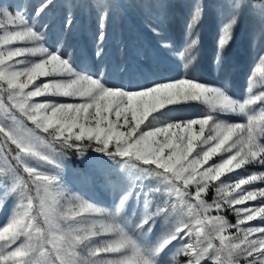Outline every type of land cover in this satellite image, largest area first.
Segmentation results:
<instances>
[{
    "label": "snow or ice",
    "instance_id": "6c2138e0",
    "mask_svg": "<svg viewBox=\"0 0 264 264\" xmlns=\"http://www.w3.org/2000/svg\"><path fill=\"white\" fill-rule=\"evenodd\" d=\"M52 4L53 0H45L36 9V16L46 13ZM242 6L259 8L264 14V3L231 5L234 9ZM11 7L0 4V81L7 85V88L0 87V197H10L15 203L8 223L0 227V264H162L158 257L173 241L181 242L176 246V255L188 257L186 264H201L204 259L212 260V264H239L241 259L246 264H264V223L241 227L257 218L264 221V206L235 207L264 198V188L242 187L264 182V172L248 175L240 172L247 165L264 167L261 140L264 116L258 118L250 110L257 102L264 103V92L253 94V80L250 79L249 96L243 101L220 87L189 78L156 83L141 90L115 88L99 77L77 71L70 54L64 55L58 48L52 50L45 45L43 29L47 25L37 29L24 13L19 9L13 13ZM105 17L106 13L101 21ZM201 19L202 8L197 4L189 27L195 29ZM236 23L237 17L232 16L222 24L218 59L229 44ZM73 25V19L66 18L64 27L70 29ZM104 36L101 30L98 39L103 41ZM18 41L32 46L7 47ZM196 43L193 39L184 53H191ZM162 47L168 45L162 42ZM102 51L98 50L97 56ZM260 60L264 64V56ZM48 77L62 79L36 83ZM30 86L31 90H27ZM42 96L73 98L80 102L34 99ZM187 102L204 103L209 112L188 120L173 119L174 107ZM216 113L243 115L247 122L221 120ZM25 121L35 127H26ZM38 132L48 133L69 149L82 150L95 141L96 152L107 155L120 168H131L136 173L133 185L121 195L114 212L80 197L69 198L66 207L61 205L64 196L59 192V177L29 163L37 160L59 167L57 157L61 153ZM82 141L88 144L81 145ZM9 145L15 146V153ZM110 146L113 151H109ZM215 156L221 159L210 163ZM11 160L23 167L28 180L17 172ZM140 164L155 168L140 167ZM234 172L235 177L230 175ZM142 177H154L169 197H175L172 210L186 209L188 215L154 245L138 240L134 232L136 229L142 230V235L151 232L154 217L167 215V202L154 213L143 215L135 224L126 218L117 219L131 196L144 195L142 187L135 185V180ZM29 181L35 196L31 195ZM210 185L216 192L212 203L202 198ZM133 186L140 190L134 193ZM190 187H194V194L188 191ZM225 205L237 213L235 225L222 215H207L210 210L223 211ZM144 207H148L147 200ZM232 228L242 236L224 234ZM193 235L195 242L191 239ZM101 236L111 238L95 241L94 238ZM186 239L188 242L183 243ZM214 240H219V246ZM82 246L87 256H81Z\"/></svg>",
    "mask_w": 264,
    "mask_h": 264
},
{
    "label": "rangeland",
    "instance_id": "374dc122",
    "mask_svg": "<svg viewBox=\"0 0 264 264\" xmlns=\"http://www.w3.org/2000/svg\"><path fill=\"white\" fill-rule=\"evenodd\" d=\"M44 2L45 0H0V4L12 5L10 10L13 13L17 9L24 13L35 28L41 29L43 25H47L43 29L46 36L44 43L47 47L52 50L58 48L64 55L70 54V59L77 71L99 77L109 86L141 90L156 83L189 78L208 86L220 87L233 98L243 101L249 96L248 89L250 79H252L253 94L264 92V76L261 75L264 72V64L260 60L264 56V46L256 49L257 45H255L258 41L256 29L260 26L264 28V14L259 8L251 6H242L240 9L231 7L236 3L242 5L258 3L250 0H53L52 6L46 10V13L37 17L36 9ZM197 4L202 8V18L206 10L209 11L206 19L213 21L210 38H212L215 48L207 45L195 68L189 72L182 62L183 55L181 53L193 39H196L189 25L194 6ZM105 13L106 17L101 21V16ZM69 16L73 19L74 25L67 29L64 27V21ZM232 16L237 17V23L233 28L229 44L219 53L218 59V39L221 35L222 24ZM101 30L105 33L103 41L98 39ZM246 32L249 34L248 41L244 40ZM0 35H2V31H0ZM162 42L166 43L168 47H162ZM24 46L32 45L29 42L18 41L7 47ZM245 46H249L250 52H247ZM100 49L103 51L97 56L96 53ZM206 58H209L212 63V68L207 74L205 73ZM238 58L242 60L240 68L236 63ZM25 59L38 60L39 58L26 57ZM168 59H171L172 62ZM52 79H62V77L40 78L36 83L41 84L45 80ZM2 85L7 88L6 83L0 81V87ZM31 87L27 90H31ZM4 97L6 101V92ZM34 99L80 102L78 99L54 96H42ZM250 110L258 118L264 116V103L257 102L250 106ZM208 112L209 108L204 103L187 102L175 106L171 117L177 120H188L201 117ZM215 115L218 119L228 122H247V117L243 115L233 113H216ZM25 125L30 128L26 122ZM38 134L42 136V134ZM261 140L264 142V137H261ZM220 159V156H215L210 163H215ZM57 161L59 167L37 160H30L29 163L39 165L49 174L58 177L67 176L71 182L73 193L78 191L80 193L78 197L81 199L109 211L115 210L121 195L133 185L136 176L131 168L122 169L109 159L91 155H81L80 157L87 172L84 176L76 175L67 156L61 154L57 157ZM112 169L119 173L116 180L111 176ZM240 172L243 175L260 173L264 172V167L258 164L247 165L246 169L240 170ZM230 175L235 177L237 173L234 172ZM101 176L104 178L103 182L97 180V177ZM223 179H227V176ZM29 183L31 184L30 181ZM135 185L142 187L144 195L139 198L133 195L125 202L123 219L126 218L130 224L137 223L146 213H154L158 206H163L165 202L168 203L167 215L154 217L151 232L143 235L141 234L142 230L136 229L134 232L138 240L154 245L176 222L188 218L187 210L181 211L179 207L175 211L172 210L171 204L176 203L175 197H169L163 190V185H160L154 177H142L135 180ZM242 187L250 190L264 188V182L257 181ZM155 188L160 190H154ZM192 189L194 194V187ZM132 190L135 193L140 189L133 186ZM33 194L35 196L34 187ZM236 194L233 193V195ZM215 195V188L210 185L208 191L202 194V198L208 203H212ZM73 197L75 196L73 195ZM262 199L264 198L258 197L255 201H248L235 207L264 206ZM145 200L148 203L147 209L144 207ZM14 203L10 197L6 199V202H3L0 197V227L8 223L14 212ZM191 203H195V200H191ZM218 214L225 217L230 224L237 223V213L232 207L225 205L224 210L219 213L215 210H210L207 213L208 216ZM201 215L205 214L201 213ZM262 223L264 221L257 218L246 222L241 227L259 226ZM147 227L148 225H145V228ZM224 234L232 237L242 236L235 228L229 229ZM110 238L111 236H105V240ZM22 239L23 237H21ZM191 239L195 242V235ZM187 242V239L183 241V243ZM179 243L181 242L173 241L160 254L158 259L162 261V264H186L188 257L183 254L176 255V246ZM213 243L219 246V240H214ZM12 247L15 248L16 245ZM201 264H212V260L204 259ZM239 264H246V262L241 259Z\"/></svg>",
    "mask_w": 264,
    "mask_h": 264
},
{
    "label": "trees",
    "instance_id": "16d2710c",
    "mask_svg": "<svg viewBox=\"0 0 264 264\" xmlns=\"http://www.w3.org/2000/svg\"><path fill=\"white\" fill-rule=\"evenodd\" d=\"M251 2H255V3H264V0H250ZM209 11L206 10L203 18L200 20L199 24L197 25V27L195 29H192L193 34L196 37V45L195 47L192 49L191 53H184L183 57H182V62L183 64L186 66L187 71H193V69L196 66V63L199 61L203 51L205 50L206 46L209 45L211 48H215L213 42H212V38H210V32H211V27L213 26V21L212 20H207L206 17L209 14ZM208 36V38H207ZM256 36L258 41L256 42L255 45L256 49L260 48L262 46H264V28L263 27H258L256 29ZM248 37L249 34L246 32L245 33V41H248ZM245 45V44H244ZM247 52H250L248 50L249 46H245ZM194 56V59L192 58ZM170 62H172L171 59H168ZM191 61V62H189ZM237 66L238 68H240L242 66V60L240 58L237 59ZM205 73L207 74L211 68H212V63L210 61L209 58H206V62H205ZM247 65V63H246ZM250 69V68H249ZM249 72V70H248ZM248 76V75H247ZM3 88H5L3 85L1 86ZM26 124L30 127V128H34L35 126L32 125L29 121H25ZM51 131V130H50ZM40 134H42V136L49 141L56 149V151L58 153H61L62 155H65L68 157L69 161H70V165L73 171H75L77 176H84L86 175V168L85 165L80 161V157L81 155H91V156H96L99 158H104V159H109L111 160L113 163H115L114 160L110 159L107 155L100 153V152H96L94 150L95 147V142L93 141L91 143L90 146L88 147H83L82 150H77L76 148H65L61 145V143L59 141L54 140V138L49 135L48 133H43V132H38ZM72 143H77L75 141H72ZM81 145H86L88 144L87 141H82L80 142ZM9 147L11 148L12 153H15L16 149L13 145H9ZM114 149L110 146L109 151H113ZM119 157H116V160H119ZM11 163L13 164V166L16 167L17 172L22 175V177L27 180L28 179V175L27 173H24L23 169L21 166H17L16 162L14 160H11ZM133 163H138L136 161H133ZM116 164V163H115ZM140 167H150V168H155L154 165H150V166H146L143 164H140ZM111 176L114 180L118 179L119 177V173L117 171H114L113 169L111 170ZM96 180V179H94ZM97 180L103 182L104 178L101 177H97ZM96 180V181H97ZM29 188L31 189V195L33 194V187L31 186V184L29 183ZM189 192L192 193L193 189L192 187H190L188 189ZM59 192L63 194L64 199H62L60 201L61 205L66 207L67 206V200L69 198H75L80 196V193L78 191H76L75 193H73L72 189H71V182L68 180L67 176H61L59 177ZM77 193V194H76ZM75 197H73V195ZM3 202H6L7 198H3L1 197ZM191 200V198H189ZM115 211V210H114ZM113 211V212H114ZM34 213H35V209H34ZM118 220L123 219V211L121 213L120 217H117ZM42 224V221H40ZM95 241H103L105 240V236H101V237H97L94 238ZM81 256H87V250L82 246L79 249Z\"/></svg>",
    "mask_w": 264,
    "mask_h": 264
}]
</instances>
